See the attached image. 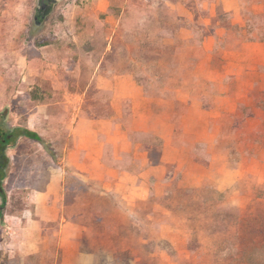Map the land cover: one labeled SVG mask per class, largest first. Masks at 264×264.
Masks as SVG:
<instances>
[{
    "label": "rangeland",
    "instance_id": "374dc122",
    "mask_svg": "<svg viewBox=\"0 0 264 264\" xmlns=\"http://www.w3.org/2000/svg\"><path fill=\"white\" fill-rule=\"evenodd\" d=\"M101 1L109 2L107 11L103 10ZM189 1L196 12L193 24L201 31L202 0ZM38 2L0 0V128L17 134L33 126L30 118H36L35 127L42 133L41 141L25 135L17 139L16 135L4 146L9 158L4 168V190L8 193L4 214L22 211L29 194L45 187L51 162L61 161L71 141L67 129L69 118L114 115L111 91L99 87L104 85L105 78L95 75L97 67L98 73L105 77L128 69L146 83L151 95L174 100L172 118L177 127V139L191 145V154L197 161L207 164L214 153L226 154L228 170L220 171L221 164L214 168V172L223 173L222 184L229 183L230 171L244 173L226 189H221L219 182L212 178L194 187L180 185L177 179H172L175 170L169 167L162 197L153 191L145 200L128 203L120 195L108 194L117 198L120 207L113 212L108 202H103L105 208L99 213L104 211L106 216V231L89 224V242L103 249L100 262L107 257L112 264H117L113 251L122 239V251L129 248L132 252L130 264H245L238 259L237 249L229 256L220 255L223 242L233 243H228L231 248L238 245L231 239L235 228L213 220L217 207L223 202L201 206L187 201L198 202L200 196L218 189L227 193L228 202L244 209L252 206L264 216V182L259 181L264 178V95L261 96L259 88L253 95L261 97L263 103H256L249 110L250 106L240 105L234 113L225 111L212 118L210 125L217 137L212 144L201 141L195 134L184 133L182 122L189 103L179 98L178 92H188L203 100L206 108L215 107L219 83L195 74L198 62L204 57L200 46L204 36L198 32L193 44L163 45L175 36L173 26L186 20V14L166 0H58L51 12L38 22L35 19ZM160 11L168 17L164 27L153 21ZM227 18L226 15L224 20L220 19L227 22ZM248 22L244 36L264 38V12L251 13ZM239 38L240 30L233 27L228 39L219 41L217 63L223 49ZM175 48L176 53H171ZM144 50L151 56H163L157 62L147 61ZM126 52L133 56L131 61L124 56ZM195 59L198 62L195 63ZM85 87H88L85 101L77 105L70 97L82 93ZM123 118H133L130 101L125 102ZM14 126L20 127L13 131ZM140 136L137 139L151 151L152 158H160L163 141L151 134ZM127 157L130 160V156ZM200 171L196 168L197 173ZM69 174L75 176L73 172ZM194 188L201 191L189 193L188 189ZM1 201L0 197V204ZM200 209H207L208 213L205 215ZM120 220L135 223L141 235L131 230L120 234L117 225ZM42 228L50 232L55 227L44 224ZM2 230L0 218V241ZM109 230L112 236L107 235ZM161 239L168 240L175 253L164 248ZM55 244L53 240L51 249ZM49 250L43 253L41 261L51 256ZM6 261L7 255L0 246V264ZM28 262L35 264L36 260L28 257ZM10 264L20 262L16 258Z\"/></svg>",
    "mask_w": 264,
    "mask_h": 264
},
{
    "label": "crops",
    "instance_id": "0c3cea01",
    "mask_svg": "<svg viewBox=\"0 0 264 264\" xmlns=\"http://www.w3.org/2000/svg\"><path fill=\"white\" fill-rule=\"evenodd\" d=\"M166 1L188 17L179 22L175 36L165 41L166 44L178 39L192 41L198 32L204 36V57L198 62L195 74L219 83L215 107L206 108L203 100L188 92L180 94L179 91L178 97L189 103L182 122L184 133L195 134L199 140L212 144L217 134L210 125L211 119L225 111L234 113L240 105L254 106L253 92L257 88L264 90V40L239 38L231 41L232 45L225 47L218 56L221 64L216 62L219 41L227 40L236 26L241 27L240 34L246 35L251 13L264 12V0H202L201 31L193 24L196 12L189 0ZM101 2L103 10L107 11L109 2ZM219 9L227 14V22L220 19ZM153 21L163 27L159 13ZM94 73L98 78H105L104 85L99 87L111 91L114 115L109 118L80 115L68 119L71 141L66 145L61 161L51 162L45 188L31 192L22 211H7L2 218L0 246L8 258L3 264H10L16 258L20 264H29V256H42L48 249L51 256L43 257L40 264H95L94 253L82 245V240L90 234L89 226L64 216L63 191L68 169L82 181L100 183L103 195H120L128 203L145 200L153 191L162 197L169 167L175 170L172 179H177L180 185L194 187L200 186L204 179L212 178L219 182L221 189H226L244 173L230 171L229 183L222 184V175L228 170L226 154L214 153L207 164L197 161L191 154V145L177 139V127L172 118L174 100L151 95L130 70L105 77L98 73L97 67ZM87 90L85 87L82 93H76L70 99L81 104ZM127 101L132 104L133 118H123ZM30 121L34 125L29 128L42 136L35 127L36 118H30ZM140 134H151L163 141L159 163L153 162L151 151L137 139ZM218 164L223 173L214 172ZM196 168L201 171L197 173ZM259 181L264 182V178ZM43 223H59V226L46 232ZM53 240L57 249H51Z\"/></svg>",
    "mask_w": 264,
    "mask_h": 264
},
{
    "label": "trees",
    "instance_id": "16d2710c",
    "mask_svg": "<svg viewBox=\"0 0 264 264\" xmlns=\"http://www.w3.org/2000/svg\"><path fill=\"white\" fill-rule=\"evenodd\" d=\"M220 18L225 19L226 13L219 9ZM159 20L163 24V27L165 26L166 22L168 21V17L164 12H159ZM180 24L177 23L173 26V34L177 32V29H179ZM238 30L241 29V27L236 26ZM241 39L246 40H255L254 37H245L244 34H240ZM264 40V38H260ZM193 41H185L178 39L175 41L174 45L176 44H184L187 42H191L193 44ZM203 39H201V45L203 46ZM163 45H169L164 43ZM179 48V47H177ZM171 53H176V48L173 49ZM126 58L132 60L133 56H131L129 53H125ZM143 54L146 56L145 58H148L147 61L154 59L156 62L161 60L162 54H158L156 56H151L147 51H143ZM195 63L198 62V59L194 60ZM131 63V62H130ZM137 76L135 75V78ZM139 82V84L145 86L147 88L146 83L139 78H136ZM261 96L264 95V90L261 92ZM256 103H263L262 98L257 96L255 98ZM253 106H250L247 108V110L252 109ZM247 112V111H246ZM254 114V113H253ZM249 115V113H247ZM174 120V118H173ZM175 122V120H174ZM20 126H14V130H18ZM17 135L18 137L25 135L30 138L37 139L39 141L42 140V136L32 130L29 127L23 128L21 131H17V134L14 132V136ZM13 136V137H14ZM159 138V137H158ZM163 144V143H162ZM4 146L5 144L0 142V168L3 172L2 176V185L4 187V180H5V173L4 168L8 165L9 158L4 152ZM154 163H159L160 158L153 159ZM70 172H73L71 169H68V173L65 177V183H64V216L66 219H70L73 221H80L89 226L94 225L93 227L97 228L98 226L101 227L102 231H106V216L104 214V211L99 213L100 209L105 208L104 201H107L109 204L110 211L113 212L116 211L118 207H120V202L117 200L115 196L108 197L107 195H103L101 193L102 186L98 182H85L82 181L77 175L70 176ZM48 176H49V170H48ZM48 180V179H47ZM45 188V187H44ZM43 188V189H44ZM189 193L191 192H198L201 191L199 188L194 189H188ZM168 194V193H167ZM119 196V195H118ZM0 197L2 199L0 204V218L4 217V209H6L8 204V193L6 190H0ZM122 200H124L121 196H119ZM118 197V198H119ZM227 193L220 191L218 189L210 190L209 193H206L202 196H200L199 201H193L192 199L187 201L189 204L197 203L201 206H205V204H208L210 202H217L221 204L217 207L216 215L214 216L215 221L219 220L220 222L224 223L226 227L235 228V231L233 233L234 238L231 237V239H234L238 245L236 244V248H231L228 242H223L221 244L220 248V255L221 256H229L230 254H233V250L237 249L239 250V256L238 259L245 263V264H264V216L258 213L256 210L252 209V206L249 209H244L242 207L235 206L234 204L228 202L226 200ZM202 208V207H201ZM199 212L203 214H207V209H200ZM193 219H197V217H193ZM89 221V223H88ZM45 223H43L44 225ZM54 227H58L59 223H53L50 224ZM117 225L120 227V234H126L129 230L135 231L137 234L141 235V230L138 228V226L135 223H132L131 221L124 223V221L120 220L117 222ZM90 227V226H89ZM101 231V232H102ZM107 235L112 236V233L107 231ZM119 234V235H120ZM118 236V235H116ZM123 242L122 239H119L118 248H116L115 251H113L115 255V262L117 264H130L131 263V256L132 252L129 248H126L125 251H122L121 249V243ZM160 243L163 245L164 248L168 249L171 253H175V248L173 245L166 239H161ZM235 243V242H234ZM82 245L84 249H88L92 251L95 255V264H112L107 257L103 259L102 262L100 258V251L103 250L97 245H93L89 242V235H87L82 240ZM57 249V247H55ZM29 259L36 260L35 264H40L41 262V254L40 255H31L29 256ZM31 264V263H30Z\"/></svg>",
    "mask_w": 264,
    "mask_h": 264
},
{
    "label": "flooded vegetation",
    "instance_id": "af4514ba",
    "mask_svg": "<svg viewBox=\"0 0 264 264\" xmlns=\"http://www.w3.org/2000/svg\"><path fill=\"white\" fill-rule=\"evenodd\" d=\"M58 0H39V5H38V9H37V14H36V20L38 22H40L43 18H45V16H47V14L49 12H51L54 4L57 2ZM6 136H10L8 137L9 139L8 140H4V138L1 136L0 138V142L3 143V144H6L8 143L14 136V132H12L11 130L10 131H7L6 130Z\"/></svg>",
    "mask_w": 264,
    "mask_h": 264
},
{
    "label": "water",
    "instance_id": "95a60500",
    "mask_svg": "<svg viewBox=\"0 0 264 264\" xmlns=\"http://www.w3.org/2000/svg\"><path fill=\"white\" fill-rule=\"evenodd\" d=\"M1 136L4 138V140H8L9 139L8 137H10V136H6V131L0 128V138ZM2 176H3V172L0 168V190H4V187L2 185Z\"/></svg>",
    "mask_w": 264,
    "mask_h": 264
}]
</instances>
